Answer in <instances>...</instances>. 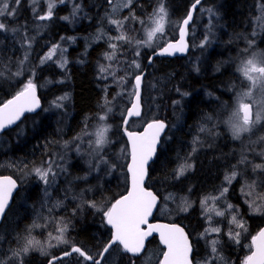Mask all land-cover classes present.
<instances>
[{
	"label": "trees",
	"instance_id": "obj_1",
	"mask_svg": "<svg viewBox=\"0 0 264 264\" xmlns=\"http://www.w3.org/2000/svg\"><path fill=\"white\" fill-rule=\"evenodd\" d=\"M78 1L81 6V12L76 24H66L57 20L55 17L47 19L40 29V34L30 37V46L23 43L22 50H20L19 45V39H21V37L19 38L17 31L15 36H11L7 33L0 40V103L21 90L24 84L28 81L26 79L28 73L34 71L45 74L47 78L49 77V79L53 81L49 86V92H47L48 95L53 97L66 92L69 96L67 119L64 117L63 120L56 121L53 115L41 116L40 110L35 114L25 115L14 127L0 133V175H12L20 183V188L14 196L13 202L0 224V264H47L49 260H54L52 264H93L92 261V263L90 261L88 263L83 257L75 252L58 259L54 258L55 256L70 250L72 247L77 246L96 259L100 255V251L110 236V229L105 225L103 219L104 210L109 207L115 198L123 194L127 188L125 178L126 173L124 171L127 162L126 160L128 158V153L126 154V152L128 151L125 150L127 149V144L121 131V122L129 104L126 107H123V109H125L122 114H120L122 111H119V114L116 113L118 110L116 107L115 109L117 110L111 114L112 116L110 115L112 124L110 144L103 157L107 160L106 167H109V162L115 164V174L113 173L114 175H112L110 179L103 176V178H101V188H97L91 194L83 191L85 194L81 196V203L73 201L74 199L71 198L72 196L67 198L64 203H54L56 198L52 197L50 200L47 199L44 196L43 188L38 183L32 184L29 191L25 192L22 189L23 183L20 181V176L22 174L32 166L42 162L45 158L50 157L52 150L62 140L70 139L79 134L86 126L94 121L91 120L92 118H96V115L98 114L96 111L102 110L103 106L109 102L108 100L116 97L115 93L118 90L117 83L113 82L111 76L103 78L99 70L100 64H102L103 55L112 50L108 47L109 40L107 37H103L97 41H88L87 37L99 28L108 33L109 37L120 35L121 33L127 36L131 41L130 43L126 41L115 42L118 44V49L113 59V64L116 67V63L119 60L123 65L122 70L129 71V60L133 59L134 53V51H132L134 38L141 32L143 21L160 2V0H131L130 4L127 3V7L119 6L118 11L114 12L111 10L112 5L109 4V0ZM192 1L193 0H164L163 3L171 17L182 19L186 15L188 7ZM218 1L219 2L215 4L216 11L219 15L215 41L211 47L209 45L208 51L200 54L199 57H202V59L198 64H195L197 62L192 60V56L194 55L192 48L195 46H193V44L196 43L191 36V32L196 25V22L193 21L189 29V52L186 55L179 57H155L146 70L142 82L143 109L141 116L138 118L139 123L137 126L153 118L166 120L168 126H170L173 120L175 121L176 119V125L174 127L175 132L168 127L165 135L169 133L168 135L173 136H171L170 140L165 143V147L161 144L162 146L158 149L155 161L150 168L151 174H156L159 169L161 171L166 169L167 174H169L168 165L170 164V160L175 164L174 166H176L178 161L181 162L184 157L186 159L187 154L190 153L191 150V144L188 143H191V140L189 139L190 137H199L198 139L201 141L198 142H201L203 147L206 144L205 139H207V137H202L198 130L203 128L204 124L210 125V114H212L211 109L213 108V105H211L212 98L209 97L219 95L221 93L219 89L222 87L226 90L228 83L235 78L233 77L235 75L232 70L234 61L233 59L231 60L236 53L234 52V49L240 48L244 36L246 35L245 37H247L249 32L253 31V20L257 13L260 12V4L264 3V0ZM12 2L13 0H11V3ZM207 3H210V0H205L202 5ZM15 12L16 15L14 16H16V22L14 24L17 28H19L21 22L34 23L36 20L42 21L38 20L36 12L32 10L31 5L27 4L26 0H21L19 7L16 8ZM125 17L128 19H125ZM109 18L122 21V26L118 29L117 25L109 23ZM28 26L30 25H24V28L28 29ZM7 30H9V26H7ZM136 32L138 34H136ZM30 33L31 32H29V35ZM59 36L74 37L75 40L66 52L67 60L64 66L65 68L62 70L52 63L39 64V57H41L49 45L58 41ZM236 37L238 38L237 43ZM10 38H12V40H10ZM173 38L174 37L172 36L170 39ZM258 46L264 50V27L258 36ZM152 51L153 50L141 51V65L135 75L143 69L146 58L149 55L148 53ZM17 72H20L21 74L16 75ZM163 77L165 79H163ZM39 78L41 77H34L32 81L37 85V90L42 100L43 107L46 97L42 95V90L39 88V84H37ZM149 80L152 82L149 83ZM128 83H130L129 85L132 87L131 94H133L134 87L132 80H129ZM154 89H156V91ZM196 90L197 92H195ZM183 93L186 95L183 96V105H181L182 107L180 110L176 111L174 110L175 100ZM148 98H152L150 99L151 101ZM222 98L226 99V96ZM123 100L124 97L121 101ZM155 104L158 105L157 108H159L162 113L158 110L157 115L148 119L149 114H147V107L149 105L156 106ZM121 107L122 105L119 106V108ZM184 109L187 110L185 111ZM203 114L205 115L203 116ZM146 118L148 120H146ZM131 122L132 120L130 123ZM177 135H179V140ZM163 138L162 140L164 142L165 139ZM198 142L195 141V144L197 143L198 145ZM113 147L116 148L114 149ZM122 148H125V151H121ZM215 149V151L213 149H204V154H200L201 149L195 148L193 150H195L196 153L194 152V154L190 155L192 159H190L189 164L191 165V169L196 171L187 174V176L191 173L193 174L188 177L189 181L187 182V187H190L191 185V188H193V184H198L200 189L197 191L202 190L200 196L206 195L204 194L205 191L209 192V190L204 187H206L205 183L210 177L213 178V175H215L216 182H213L215 187H217L218 182L221 180L219 178L222 177V168L217 164H214L216 161L212 159L210 160V151L216 152L218 150V148ZM176 151H178V153ZM176 153L178 156L176 161L175 159H170L171 156ZM79 159L80 158H77L72 164L70 163L69 169L72 172L71 175H76L74 171L79 169L82 170V172L85 171L84 173L88 172V167L86 165L82 166L84 163ZM121 159L125 162L123 160L121 161ZM218 167L220 170H218ZM116 168L119 169V172H117L118 170ZM94 178L95 176L92 174L88 176V179H78L73 184L77 186H83L87 183L91 184V182L94 181ZM147 185L148 187L154 188L149 182H147ZM154 190L157 191V189ZM258 190L262 191L264 188L260 187ZM211 191H215L214 193H216L218 188L211 189ZM159 193H163L164 195H176V192H173V189L171 188H166V190L163 191L160 190ZM73 194L79 199L77 192H73ZM193 195H196V190L193 191V194L190 193L191 198ZM230 198L234 199V203H239L237 199L238 197L230 196ZM93 203L96 207H90V204ZM98 209L100 210L97 212ZM181 220V218H175L172 221L180 223L187 228L193 243V234L190 232L191 229H189L187 225L183 223L184 221ZM262 223H258V228ZM33 224L38 226L32 227ZM62 224L67 225V230L64 233L65 243H61L60 247H55L48 254H40L38 250L31 249L27 254L25 253V255H21V257L14 255V253H22L21 250L26 241L30 238L29 236H32V239L34 238L36 241L39 240L40 242L47 239L54 240L53 238H50L49 234H51V237L59 235L57 228L62 226ZM203 225L204 224L200 222L196 224L199 228ZM101 230L103 232H101ZM250 242L251 240L249 241L248 248ZM157 244L158 241L154 237L149 240L147 248L156 246ZM235 247V245H233V247L230 245L229 249L226 250V261H229L231 264H242L241 255L245 252H243L240 244L237 245V250H234ZM119 248L118 245L112 247L101 261V264L112 253L116 254V257H118L116 264L128 263L127 259H129L128 256L130 255L126 253L119 254L114 251ZM95 250L97 251L95 252ZM247 253L248 252H246V254ZM139 257H141V255L137 257L130 256L132 260H137L136 258L139 259ZM213 264H220V261L213 262ZM225 264H227V262H225Z\"/></svg>",
	"mask_w": 264,
	"mask_h": 264
},
{
	"label": "rangeland",
	"instance_id": "obj_2",
	"mask_svg": "<svg viewBox=\"0 0 264 264\" xmlns=\"http://www.w3.org/2000/svg\"><path fill=\"white\" fill-rule=\"evenodd\" d=\"M26 1H27L28 5H31L32 10H34L36 12L38 20H40L39 16L46 14V12L48 10V0H26ZM163 1L164 0H160V2L156 5V7L149 14V16L143 21L141 32L138 34V36H136L134 38V41H133L134 46H133V50H132V51H134V53H133V59L129 60V65H130L129 71H123L122 70L123 65L119 60L117 61L116 67H115L113 64L114 60L109 61L105 58V54L103 55V60H102V64H100V67H101V65L107 67L108 72L101 73V71H100V74H102L103 78H105L107 76H111L113 78V82L117 83V85H118L117 89L118 90L116 92V97L108 100L109 102L106 103L104 108H102V110L97 114L94 121L91 122L88 126H86L78 135H75L74 137H72L70 139L62 140L52 150L50 157L45 158L42 162L38 163L37 165L32 166L24 174H22L20 176V179H21L20 181L23 183L22 189L25 192L29 191L32 184L38 183L43 188L44 194H45L44 196L47 199L50 200L52 197L56 198V200H54V203H59V202L64 203V201L71 196H72L71 198L74 199L73 201H78L77 203H81V196H83L85 194L83 191H85L88 194L89 193L91 194L97 188H101V182H102L101 178H103V176H105L104 173L106 174V178L108 177L107 179L112 177V175L114 173V169H115V166H114L115 164H113L112 162L111 163L109 162L108 163L109 167H106L107 160H106V158L103 157L104 153L107 151V148L110 144V133L112 130L110 115L113 112H115V110H117V109H115L116 107L118 108L116 113L119 114V111L120 112L122 111L120 113V114H122L124 109H125V108L123 109V107L124 106L126 107L131 100L132 87L129 85L130 83H128V81L133 80L136 71H138L140 69V65H141L140 53H141V51L142 50L150 51L149 48H152L151 50H153L154 48L159 47L166 40L170 39L172 36L175 37L177 34V31H178L179 25H180L181 19H175V18L171 17L170 14L168 13V11L166 10L168 15L166 18V25H165L164 34L163 35L157 34V36L154 37L151 46L137 45V41H144L147 39V31L150 30L151 27L153 26V24H152L153 14L159 8L161 3H163ZM9 2L11 3V0H9ZM20 2H21V0H20ZM218 2H219L218 0H210V3L200 5L197 9L195 20H194L196 22V25L191 32V36L193 37V41L194 40L196 41V43L193 44V46L194 45L195 46L192 48L194 51V55L192 56V60L197 62L195 64H198L201 61L202 57H199L200 54L208 51L209 45L211 47V45L215 41V35H216V30H217V23L216 22L219 21V15L216 11L215 4H217ZM115 3L117 5V7H119V6L123 7V5L128 3V0H116ZM11 4L15 10L17 7H19V5L15 4L14 0ZM163 5H164V3H163ZM111 10H113V6H111ZM17 12H18V10H17ZM80 12H81V6H80V3L78 0H64L63 3H59L57 0L56 6L53 9V15L51 18L55 17L57 20H59L61 22L73 25V24H76V22L78 21V17L80 16ZM14 15H16V12ZM14 15L13 16L0 17V22H3L7 26H9V30L0 31V40L7 33H9L11 36H13V35L15 36L16 31H17V35H19V38L21 37V39H19V45H20V50H22L23 43H25L27 46H30L31 45L30 37L40 34V29L42 28V25L45 24V20H42V21L36 20V22H34V23L21 22V24L19 26L20 29H19L14 24L16 22V16H14ZM258 16H260V12L257 13L256 17L253 20V26H254L255 30L253 29L252 32L250 31L249 34L247 35V37H245L246 35L244 36V39L242 40L243 46L241 45L240 48L234 49V52H236V55L234 56V58L233 57L231 58L234 61L233 65L237 66V69H236V66L232 67L233 68L232 70L235 71L234 72L235 78L231 81L234 84L230 81L228 83L226 90H223V88H221V93L219 95L210 97V98H212V104L211 105H213L212 106L213 110H211L212 114H210V125L204 124V127L201 128L200 130H198V132L201 133L202 137H204V138H205V136L207 137V139H205V143L208 142V140H209V142L206 143V145L204 147H201V146H203V145H201V142L198 145L194 144L195 141H198V140L201 141L200 139H198L199 137H195L191 140V145H194L197 147L201 145L200 146V148H201L200 154L203 153L205 148L206 149H214V150H216L215 148H218V150L216 152H212L213 154H211V151H210V160L212 159V160L216 161V164L222 168L221 170H222L223 175H222V173H221V175L223 177H221L222 179L220 178L221 180L218 182V185H217V187L219 186V193H215L213 195H210V194L209 195H202L200 197L201 200L199 199L198 203H191L190 193L188 192V190L181 191L182 195L180 192V194L176 197L170 196V194H166L164 196V194L162 193L163 194L162 203H159V205H158V213L156 215L158 218H163V219L168 220V221H172L175 218H181L184 221V223L188 226V228L192 230L191 232L194 235L192 237L193 238V245H194V251H193L194 254L192 255V263L193 264H196V263L197 264H207V262L209 260H212L213 262H219L220 261V264H225V262H227V264H231L229 261H226V250L229 249L230 245L232 247H233V245H235L236 247L234 248V250H237L238 244H240L242 246L243 252H245L243 255H241L242 256L241 260L243 261L244 258L247 255H249L250 249L248 248V244H249V241L252 239V237L255 234V230H256L255 228H258V226H257L258 223L259 224L262 222L264 223V212H259V213L254 212L249 205L253 201L256 204L264 205V190H262V191L258 190V188H260V187L264 188V121H262L260 124L253 126L249 132L243 133V134H245V135L247 134V135L245 136L242 134L240 137L241 139L240 138L234 139L232 135L230 136L229 135V134H231L230 128L228 129V131L230 130L229 131L230 133L229 132L227 133V127H229V126L226 123L229 120L228 118L231 117L230 115H232V113L237 108L239 94L247 91L249 89V87L251 86L250 82L243 78V76L241 75V73L238 69L240 68L242 62L251 58L253 56V54L264 53V50L259 48V46H258V36L264 27V24H262L261 21H259L257 19ZM63 17H68V19H63ZM109 20H110V18H109ZM24 25L25 26L30 25V26H28L29 28L26 29V28H24ZM257 25H259V26H257ZM210 31H211V33H210ZM29 32H31L30 35H29ZM203 33H205V35ZM117 36H119V35L109 37L108 33L104 32L102 29L99 28V29H96V31L93 34L88 36L87 40L88 41H97L99 39H102L103 37H107L109 40V42H108V47H109L110 43H115L117 41L115 39H110V38H115ZM205 37H207V40L205 39ZM10 40H12V38H10ZM74 41H75L74 37L59 36L57 42L49 45L46 48V50L43 52L41 57H39L38 63L39 64H41V63L42 64L52 63L55 66H57L58 68H61L63 70L65 68L64 66L66 64V63H63V61L67 60L66 52H67L69 46L74 43ZM237 42H238V38L236 37V43ZM53 46H57V50H56L55 54L53 55V58L50 60H45L44 62H42V58H44L46 56V54L50 51V49L53 48ZM111 51H109L107 53H111ZM137 51H139V55L136 54ZM133 62H135V63H133ZM62 63H63V66H61ZM135 64H139V68H137L135 66ZM99 70H100V68H99ZM130 70H131V72H130ZM236 76H237V78H236ZM34 77H41L38 79L37 84H39V88L42 90V95H44V97H46L45 98V104L40 111L41 116L53 115V117L56 121H61L64 119V117L66 118L67 113H68V108H69V96L67 95V93L65 92V93H62L58 96L52 97V96L48 95L47 92H49V86L53 83V81L50 80L49 77L47 78V76H45V74H41V73L35 72V71L29 72L26 79L32 80ZM121 78H123V79H121ZM232 86L233 87L235 86V87L233 88ZM230 91H231V93H229ZM253 93H254L255 99L258 100L261 98V91H260L259 87L254 88ZM237 94H238V96L236 97L235 95H237ZM184 95L185 94L183 93L180 96V98H177V101L175 100L174 110H176V111L180 110V108L182 107L181 106L182 100H180V99H183ZM65 96H67V99H63V100L58 99L60 97H65ZM118 96H119V98H118ZM225 96H226V99H223L222 97H225ZM123 97H124V100L121 101V99ZM230 97L231 98L233 97V99H231ZM213 100H215V101H213ZM235 100H236V104H235ZM218 101H220V102H218ZM120 102L122 103L121 108H119V105H121ZM233 102H234V104H233ZM246 102H250V101H246ZM56 103H59L61 106L56 107ZM114 103H115V105H114ZM231 104L235 107V109L233 106H231ZM214 105H215V108H214ZM219 107H220V109H219ZM230 107L233 108L232 110H234V111H232ZM258 107L259 106L256 104L253 105V112L254 113L258 109ZM156 108H157L156 106H154V107L148 106L147 107V110H148L147 112L149 114L148 119H150V117L152 118L153 116L157 115L156 112L158 111V108L157 109ZM214 109L216 110L215 111L216 113L214 112ZM218 110H220V111L218 112ZM154 111H156V112H154ZM213 112H214V114H213ZM230 112H231V114H230ZM153 113H154V115H152ZM102 115L106 117L104 121H101L99 119V117ZM212 116H213V118H212ZM148 119L146 118V120H148ZM175 121L172 122L169 126V128L171 130L173 129V131L175 130V128H174L176 125ZM138 123H139L138 119L133 120L130 123L129 128H138L143 124L142 123L141 125L137 126ZM105 126L108 128V131H107V141L108 142L103 146V148L96 149L95 143H94L95 133H96L98 128L105 127ZM257 132L259 134H256ZM253 135H255V136H253ZM220 136H222V137H220ZM85 138H87V139H85ZM170 138H171L170 135H167V136L165 135L163 139H165L164 140L165 142H168V140H170ZM191 138L192 137H190V139ZM212 139H213V141H212ZM188 143L190 144V142H188ZM89 144H90V149H89ZM162 144L164 145V142ZM207 146H209V147H207ZM219 146H220V148H219ZM190 148H192V146H190ZM228 148H230L231 150ZM198 149H199V147H198ZM226 149H227V151H226ZM237 149H239L240 153H239V151H236ZM64 150L66 153L64 152ZM121 151H123V148L121 149ZM192 152H195V150L190 151L191 154H193ZM220 153H223V154H220ZM226 153L228 155L229 154L230 155L228 156ZM69 154H71V155H69ZM62 155H64V156H62ZM174 155H175V159H177V155L176 154H174ZM174 155L170 159H173ZM65 156L66 157L68 156V157L66 158ZM83 157H85V158H83ZM238 157H240V159ZM77 158L82 159L84 165H86L89 170L86 173L82 172V170H80V169L78 171L75 170L74 173L76 175H71L72 172L69 169L70 163L72 164ZM238 159L241 162L238 161ZM85 160H87V161H85ZM86 162L88 165L86 164ZM182 162L186 163L184 160L181 161V164H182ZM181 164L176 165L175 168H173V169H175V171H176L175 177L177 179L178 178L181 179V177H184L182 179L183 180L182 184L184 185L185 183H187L189 181L188 177L193 172L189 176H186L187 173L190 172V171H187L188 170V168H187L185 170L186 172L184 171V173H183L184 175L178 176L177 171H178V168ZM49 165H51L53 173H55V175L53 177L50 174L49 183L45 184L44 181L40 180L35 175L34 169L37 167L47 168ZM256 165H261L262 167L256 168L255 167ZM219 167H218V170H219ZM103 168H105V171ZM233 171H235L237 173L239 172V173L237 174L236 179L233 180L231 184H228L225 181V177H226V175H230V173ZM173 173L174 172L172 171L171 175H170V173L166 174L167 180L171 181V179L173 177ZM226 173H228V174H226ZM60 174H62V176ZM92 174H94L95 178H94V181L91 182V184L87 183L83 186H77V185L73 184L78 179H83V180L88 179V176H90ZM80 175H81V178H80ZM59 177H61V178H59ZM226 183H227V185H226ZM177 185L175 187H177ZM238 185L240 187L242 186L241 187L242 189ZM249 186H251V187H249ZM192 187L195 190L200 189V186L196 183ZM156 188H157V191L160 190L159 186L158 187L156 186L155 189ZM190 188H191V185H190ZM222 188L228 189V191L224 194V196L222 198H220L219 200H215V201L210 199L211 197H214V196H217V197L220 196L219 194L223 191ZM178 189H177V192L179 193V191L182 188H178ZM73 192L74 193L77 192L79 199H77L75 197L76 195L73 194ZM249 192H251L252 194L248 195ZM241 195H243V196H241ZM230 196L231 197H238L237 199H238L239 203H234V199H231ZM168 197H171V198L166 199ZM188 198H189V200H187ZM241 198H243V200ZM175 200H177V202H174ZM205 200H207L206 205L201 203L202 201H205ZM224 201H228V202L227 203H220V202H224ZM228 205H232L233 208L229 209ZM185 206H187V210L186 211L181 210ZM107 208H105L104 211H106ZM99 210L100 209H98L97 212ZM216 211H223L225 213V215L224 216H217ZM233 215H236L238 220H240L244 223L246 230L239 229L236 227L235 224L229 223V221L232 219ZM209 217L211 219H209ZM103 219H104V213H103ZM198 222L203 223L204 225L199 228L196 226V224ZM213 227H218L221 229V231L219 233L209 232L205 236L204 235L205 230L213 228ZM230 230L233 232V234L237 231L241 232V235L239 237V241H240L239 243H237L235 239L229 238L228 233ZM198 232H200V233H198ZM197 234H198V236L195 237V235H197ZM29 237H30L29 239H32V236H29ZM64 238H65V236L63 237V239ZM213 240L218 241V243L216 244V248H217L216 254H213L211 251V247H212L211 242ZM61 243H64V242H61ZM61 243L55 239L54 240H49V239L42 240L40 242L39 246L30 248L29 250L36 249V250H38V252L40 254H48L49 252H51L55 248V246L57 244L60 245ZM49 245H51V246H49ZM58 246H56V247H58ZM41 247L44 249L43 252L40 250ZM205 247H207V248H205ZM114 251H116L119 254L125 253V252H123V250L121 248L116 249ZM246 252H248V253L246 254ZM161 253H162L161 247L157 244L156 246L148 247L141 254V257H139V259L136 258L137 260H132L130 258V256H128L129 257V259H127L128 263L125 262L124 264H132V263L133 264H145V262H146V264H158L159 257L161 255ZM21 255H25V253L22 252L18 256L21 257ZM117 259L118 258L116 257V254L112 253V254H110V256L108 258H106L104 260V262L102 264H115L117 262Z\"/></svg>",
	"mask_w": 264,
	"mask_h": 264
},
{
	"label": "snow or ice",
	"instance_id": "obj_3",
	"mask_svg": "<svg viewBox=\"0 0 264 264\" xmlns=\"http://www.w3.org/2000/svg\"><path fill=\"white\" fill-rule=\"evenodd\" d=\"M16 5H19L20 0H14ZM57 0H48V10L45 15L39 16L40 20H47L52 17L53 9L56 6ZM59 3H63L64 0H58ZM200 0H196L198 4ZM131 0H128V4ZM109 4L113 6V11H118V7L115 0H109ZM128 4L123 5L127 7ZM195 7V5L193 6ZM15 14V9L9 0H0V17L13 16ZM167 11L161 3L159 8L154 12L152 18V24L150 30L147 31V39L144 41H137V45L151 46L154 37L157 34L163 35L165 32ZM192 13L189 12L188 17L183 21L180 26V39L176 43H169L166 47L162 48L161 55L167 54L172 55L175 52L185 51L187 45L185 43L186 28L185 26L189 23ZM63 19H68V17H63ZM125 19H128L125 17ZM262 24H264V3L260 4V16L257 17ZM109 23L117 25L119 29L122 26V21L110 19ZM7 25L0 22V31H6ZM117 41L131 42L127 36L121 33L115 38ZM207 40V37H205ZM109 47L112 49L111 53H105V58L109 61L113 60L116 51L118 49V44L110 43ZM57 50V46H53L52 49L42 58V62L45 60H50L53 58ZM139 55V51L136 53ZM23 63V62H21ZM66 63V61H63ZM63 63L61 66H63ZM135 63V62H133ZM139 68V64H135ZM244 79L250 82V87L247 91L239 94L238 104L236 110L232 113L229 120L226 122L231 130V134L234 139H239L241 134L249 132L253 126L260 124L264 121V53L253 54V56L242 62L240 68L238 69ZM101 73L108 72V68L101 65ZM17 72L16 75H20ZM123 79V78H121ZM142 74L135 76V96L136 102L133 103L132 107L127 110V116L124 118V124L127 125L129 117L140 116V89H141ZM259 87L261 91V98L255 99L253 89ZM37 85L29 79L23 86L22 90L19 91L12 99L8 100L3 105H0V131H3L10 125L15 124L20 120L21 116L25 112H34L40 107V101L36 96ZM59 100L67 99V96L58 98ZM250 101V102H246ZM258 105V109L253 112V105ZM59 103H56V107H60ZM105 116H100L101 121L105 120ZM166 125L163 121L153 120L148 123L143 132H133L125 130V134L128 137V144L130 146V156L131 162L128 164V173L130 174V188L126 195H122L117 199L111 207L104 211V217L106 223L111 226L112 234L109 244L104 248V252L100 255L103 256L104 253L108 252L109 249L118 244L122 246L125 253H130L132 256L137 257L146 248V240L151 237L153 233H158L160 237V243L164 246L163 256L159 264H192L190 259V254L192 252L191 245L189 243V238L185 234L184 229L177 226L176 224H151L149 223V217L153 213V209L157 207V195L153 192L148 191L144 186L145 177L147 175V165L152 159L156 152L157 143L160 139L161 133L164 131ZM107 131L108 128L100 127L95 133V147L96 149L103 148L107 141ZM190 164H181L178 168L177 175H183L187 168H190ZM256 168H261V165H256ZM35 175L45 184L49 183L50 174L54 177L51 165L47 168L37 167L34 169ZM237 177V172L233 171L230 175H226L225 180L228 184H231L233 180ZM16 181L11 177H0V215L5 213L6 208L9 206L10 198L13 195L14 189H16ZM251 187V186H249ZM228 191L224 188L220 193V196H214L210 199L219 200ZM252 193L249 192L248 195ZM168 197L166 199H170ZM202 204H207V200L202 201ZM90 207H96V205L90 204ZM229 209L233 208L232 205H228ZM250 207L254 212H264V205L256 204L254 201L250 203ZM181 210L186 211L187 206ZM217 216H224L223 211H216ZM209 219H211L209 217ZM230 224H235L237 228L246 230L245 225L242 221L238 220L236 215L232 216L229 221ZM145 225L147 227H145ZM38 225L33 224L32 227H37ZM67 230V225L62 224L57 228L59 235L51 237L58 242H65L63 237ZM221 231L218 227H213L205 230V236L209 232L219 233ZM229 238L235 239L239 243V237L241 232L229 231ZM218 241L213 240L211 242V251L213 254L217 253L216 244ZM40 242L33 239H28L25 246L22 248L23 253H27L30 248L39 246ZM51 246V245H49ZM250 255H247L242 264H264V229H261L257 235L252 237V243L249 246ZM42 252L44 249L41 247ZM72 252L78 253L85 261H92L93 264H101L100 260H95L91 255L87 254L79 247H73ZM71 253H65V255H70ZM14 255H19V253H14ZM222 259V258H221ZM50 264L52 262L50 261ZM207 264H213L212 260H209Z\"/></svg>",
	"mask_w": 264,
	"mask_h": 264
},
{
	"label": "water",
	"instance_id": "obj_4",
	"mask_svg": "<svg viewBox=\"0 0 264 264\" xmlns=\"http://www.w3.org/2000/svg\"><path fill=\"white\" fill-rule=\"evenodd\" d=\"M203 1H204V0H200V2L197 4V3H196V0H194L193 3L190 5V7H189V9H188V12H187L186 16L183 18V20H182L181 23H180V26H181L182 23H183V21L188 17L189 12L192 13V16H191V19L189 20V23L185 26V28H186V35H185V38H184V39H185V43H186V45H187L185 51H183V52H175V53H173L172 55H167V54H163V55H161V54H159L160 51H161V49L164 48V47H166L167 44H169V43H176V42L180 39V26H179V30H178V33H177V37H176V39H174V40H170V41L166 42L163 46L157 48L156 50H154L153 52L150 53V55L148 56V58H147V60H146V63H145V67H144V69H143L139 74H137V75H141V74H142V81H143V77H144V75H145V73H146V68H147V66H149V65L151 64V62H152V60H153L154 57H174V56H178V57H179V56H183V55H185L186 53H188V50H189V43H188V28H189V25L191 24V22H192V20H193V15H194V12H195L196 8H197V7L199 6V4H200L201 2H203ZM194 5H195V7H193ZM142 81H141L140 100H139L140 111L142 110V104H141ZM133 84H135V78H134V80H133ZM21 90H22V89H21ZM21 90H20V91H21ZM18 92H19V91H18ZM18 92H17V93H18ZM17 93H15V94L12 95L11 97H9L8 99H6V100L3 101L2 103H0V105H3V104L6 103L8 100L12 99ZM36 96H37V98H38L39 101H40V107L37 108L34 112H25V113L21 116L20 120L25 116V114H27V113H31V114H33V113L37 112V111L41 108V99H40V96H39L37 90H36ZM135 102H136V96H135V89H134V94H133V96H132V99H131L130 105L128 106L127 110H128L129 108H131L132 105H133V103H135ZM127 110H126L125 115H124V117H123V119H122V123H121V131H122V133H123V136H124V138H125V141H126V143H127V147H128V161H127V164H126V173H127V183H128V185H127V189H126L125 193H123L122 195H126V194H127V191H128V189L130 188V183H131V181H130V174L128 173V164L131 162L130 146H129V144H128V137H127V135L125 134V130L127 129V131L143 132L144 129L146 128L147 124H148V123H151L153 120H160V121H163V122L165 123V125H166V122H165L164 120H162V119H153V120H150V121H148L147 123H145V124L139 129V130H130V129H128V124H127V125L124 124V118L127 116ZM137 117H139V116H132V117H129L128 120L130 121V119H132V118H137ZM20 120H18L16 123H18ZM16 123H15V124H16ZM128 123H129V122H128ZM15 124L8 126V127L5 128L3 131L12 128ZM165 129H166V127H165ZM165 129H164V131H165ZM3 131H0V133L3 132ZM164 131L161 133V136L163 135ZM161 136H160V138H161ZM159 143H160V139H159V141H158V143H157V147H156V152H155V154L153 155L152 159L148 162V165H147V173H148V167H149V164L152 162V160L154 159V157H155V155H156V153H157V149H158ZM5 176H7V177H11L13 180H15L11 175H8V174L0 175V177H5ZM146 178H147V175H146V177H145L144 186H145ZM15 181H16V180H15ZM16 184H17V187H16V189H14V191H13V195H12V197L10 198L9 206L12 204L13 196H14V194L16 193V191H17V189H18V183H17V181H16ZM145 188H146L148 191L153 192V190L147 188L146 186H145ZM153 193H154V192H153ZM154 194H155V193H154ZM122 195H120L119 197H117V198H116L111 204H113V203H114L117 199H119ZM155 195H156V194H155ZM157 198H158V195H157ZM158 201H159V198L157 199V204H158ZM111 204H110L109 207H111ZM9 206L6 208L5 213H6L7 209L9 208ZM155 210H156V208L153 209V213H152V215L149 217V223H151V224H176V223H168V222H164V221H156V220H155V221H151V219H152V217H153V214L155 213ZM5 213H4L3 215H0V224H1V222H2V220H3V218H4V216H5ZM105 224L107 225V227H109V229L111 230V233H110V237H109V239L107 240V242L105 243L104 247L102 248L101 253L104 252V248L109 244V242H110V240H111V234H112L111 226L108 225V224L106 223V220H105ZM176 225L179 226V227H181V228H183L182 226H180V225H178V224H176ZM145 227H147V226L145 225ZM183 229H184V228H183ZM261 229H264V225H263V226L257 231V233H258ZM184 232H185V234L188 236V233L186 232L185 229H184ZM257 233H256L255 235H257ZM153 236H157V238H158V240H159V243H160V237H159V234H158V233H153V235H152L151 237H148V238H147V240H146L145 243H147L148 240H149L150 238H152ZM188 238H189V236H188ZM189 243H190V245H191V241H190V239H189ZM115 245H118V244H115ZM160 245L164 248V246H163L161 243H160ZM113 246H114V245H113ZM113 246H112V247H113ZM75 247H77V246H75ZM120 247L122 248V246H120ZM191 248H192V252H193V247H192V245H191ZM72 249H73V247H72L70 250L66 251V252H67V253H72ZM164 250H165V249H164ZM164 250H163V251H164ZM66 252H63V253H61V254L55 256L54 259H58V258H60V257L68 256V255H65ZM192 252H191V254H190V259H191V260H192ZM101 253H100V254H101ZM106 253H107V252H106ZM106 253H104V255H105ZM128 254H130V253H128ZM104 255H103V256L99 255V257H97L95 260H100V261H101V260L103 259ZM130 255H131V254H130ZM249 255H250V254H249ZM162 256H163V252H162V254H161V256H160L159 262H160V260L162 259ZM50 261H51V260H49V261L47 262V264H50ZM159 262H158V264H159ZM192 264H193V263H192Z\"/></svg>",
	"mask_w": 264,
	"mask_h": 264
},
{
	"label": "bare ground",
	"instance_id": "obj_5",
	"mask_svg": "<svg viewBox=\"0 0 264 264\" xmlns=\"http://www.w3.org/2000/svg\"><path fill=\"white\" fill-rule=\"evenodd\" d=\"M214 20H215V19H214ZM250 20H251V19H250ZM251 22H252V21H251ZM216 23H217V22H216ZM250 25H251V24H250ZM252 25H253V24H252ZM254 25H255V24H254ZM257 26H259V25H257ZM261 26H262V25H261ZM215 27H216V26H215ZM218 27H219V26H218ZM252 27H254V26H252ZM256 28H257V27H256ZM137 29H138V28H137ZM253 29H254V28H253ZM259 29H260V28H259ZM201 30H202V29H201ZM254 30H255V29H254ZM257 30H258V29H257ZM257 30H256V31H257ZM137 31H138V30H137ZM204 31H205V30H204ZM212 31H213V30H212ZM210 33H211V31H210ZM213 33H214V32H213ZM136 34H138V33L136 32ZM203 34L205 35V33H203ZM255 34H256V33H255ZM252 35H253V34H252ZM252 35H251V36H252ZM257 35H258V34H257ZM210 37H211V36H210ZM248 42H249V41H248ZM241 44H243V43H241ZM247 45H248V44H247ZM252 45H253V44H252ZM242 46H243V45H242ZM253 46H254V45H253ZM247 48H248V47H247ZM149 49L151 50L152 48H149ZM244 50H245V49H244ZM244 50H243V51H244ZM240 51H241V50H240ZM144 52H145V51H144ZM240 53H241V52H240ZM148 54H149V53H148ZM242 54H243V53H242ZM235 55H236V53H235ZM236 57H237V56H236ZM240 59H241V58H240ZM231 60H232V59H231ZM231 60H230V62H231ZM214 61H215V60H214ZM237 61H238V60H237ZM221 62H222V61H221ZM223 63H224V62H223ZM227 64H228V63H227ZM170 65H171V64H170ZM233 66L235 67L236 65H233ZM229 67H230V66H229ZM238 67H239V66H238ZM232 69H233V68H232ZM236 69H237V66H236ZM228 70H230V69H228ZM236 71H237V70H236ZM209 72H210V71H209ZM213 72H214V71H213ZM231 72H232V71H231ZM231 72H230V73H231ZM234 72H235V71H234ZM152 73H153V72H152ZM211 73H212V72H211ZM214 74H216V73H214ZM161 75H163V74H161ZM208 75H209V74H208ZM211 75H212V74H211ZM227 75H228V74H227ZM196 76H197V75H196ZM205 76H206V75H205ZM223 76H224V75H223ZM160 77H161V76H160ZM160 77H159V78H160ZM164 77H165V76H164ZM164 77H163V79H165ZM207 77H208V76H207ZM233 77H235V76H233ZM236 78H237V76H236ZM148 79H149V78H148ZM150 79H151V78H150ZM201 80H202V79H201ZM162 81H163V80H162ZM151 82H152V81H151ZM151 82H150V80H149V83H151ZM196 82H197V81H196ZM203 82H204V81H203ZM206 82H207V81H206ZM231 82H232V81H231ZM238 82H239V81H238ZM172 83H173V82H172ZM232 83H233V82H232ZM183 84H184V83H183ZM233 84H234V83H233ZM150 85H151V84H150ZM150 85H149V86H150ZM230 85H231V84H230ZM230 85H229V86H230ZM239 85H240V84H239ZM181 86H182V85H181ZM116 87H117V86H116ZM182 87H183V86H182ZM189 87H190V86H189ZM232 87H233V86H232ZM234 87H235V86H234ZM234 87H233V88H234ZM148 88H149V87H148ZM148 88H147V89H148ZM218 88H219V87H218ZM222 88H223V87H222ZM229 88H230V87H229ZM181 89H182V88H181ZM212 89H213V88H212ZM152 90H153V89H152ZM154 90L156 91V89H154ZM202 90H203V89H202ZM205 90H206V89H205ZM223 90H225V89H223ZM115 91H116V90H115ZM145 91H146V90H145ZM155 91H154V92H155ZM203 91H204V90H203ZM219 91H221V89H219ZM228 91H229V90H228ZM116 92H117V91H116ZM180 92H181V91H180ZM188 92H189V91H188ZM190 92H191V91H190ZM195 92H197V90H196ZM201 92H202V91H201ZM214 92H215V91H214ZM147 93H148V91H147ZM181 93H182V92H181ZM229 93H231V91H230ZM232 93H233V92H232ZM115 94H116V93H115ZM208 94H209V93H208ZM204 95H205V93H204ZM204 95H203V97H204ZM150 96H151V95H150ZM179 96H181V95H179ZM184 96H186V95H184ZM187 96H188V95H187ZM206 96H207V95H206ZM235 96L237 97L238 94L235 95ZM148 97H149V96H148ZM199 97H200V96H199ZM210 97H211V96H210ZM210 97H209V98H210ZM118 98H119V96H118ZM177 98H178V97H177ZM179 98H180V97H179ZM186 98H187V97H186ZM186 98H185V99H186ZM214 98H215V97H214ZM230 98H231V97H230ZM112 99H113V98H112ZM116 99H117V98H116ZM116 99H115V100H116ZM148 99L150 100V99H152V98H148ZM185 99H184V100H185ZM187 99H188V98H187ZM220 99H221V98H220ZM224 99H225V98H224ZM231 99H233V97H232ZM236 99H237V98H236ZM146 100H147V99H146ZM174 100H175V99H174ZM180 100H183V99H180ZM111 101H112V100H111ZM150 101H151V100H150ZM176 101H177V99H176ZM205 101H206V100H205ZM213 101H215V100H213ZM114 102H115V101H114ZM183 102H184V101H183ZM200 102H201V101H200ZM206 102H207V101H206ZM218 102H220V101H218ZM112 103H113V102H112ZM120 103H121V102H120ZM150 103H151V102H150ZM181 103H182V102H181ZM222 103H223V102H222ZM222 103H221V104H222ZM118 104H119V103H118ZM148 104H149V103H148ZM152 104H153V102H152ZM152 104H151V105H152ZM178 104H179V103H178ZM185 104H187V103H185ZM233 104H234V102H233ZM235 104H236V100H235ZM121 105H122V104H121ZM155 105H156V104H155ZM181 105H183V104H181ZM190 105H191V104H190ZM119 106H120V105H119ZM149 106H150V105H149ZM153 106H154V105H153ZM153 106H152V107H153ZM157 106H158V105H156V107H157ZM231 106H233V105L231 104ZM146 107H147V106H146ZM214 107H215V106H214ZM233 107H234V106H233ZM101 108H102V107H101ZM103 108H104V106H103ZM191 108H192V107H191ZM230 108H231V107H230ZM230 108H229V109H230ZM156 109H157V108H156ZM156 109H155V110H156ZM163 109H164V108H163ZM219 109H220V107H219ZM221 109H222V108H221ZM232 109H233V108H231V110H232ZM234 109H235V107H234ZM158 110H159V108H158ZM184 110H185V109H184ZM186 110H187V109H186ZM186 110H185V111H186ZM201 110H202V109H201ZM203 110H204V109H203ZM211 110H213V109H211ZM51 111H52V110H51ZM51 111H50V112H51ZM100 111H101V110L96 111V112L99 113ZM103 111H104V110H103ZM147 111H148V110H147ZM159 111H160V110H159ZM167 111H168V109H167ZM215 111H216V110L214 109V112H215ZM219 111H220V110H218V112H219ZM232 111H234V110H232ZM154 112H156V111H154ZM160 112H161V111H160ZM195 112H196V111H195ZM214 112H213V113H214ZM113 113H114V112H113ZM156 113H157V112H156ZM161 113H162V112H161ZM164 113H165V112H164ZM215 113H216V112H215ZM147 114H148V113H147ZM168 114H169V113H168ZM206 114H207V113H206ZM230 114H231V112H230ZM152 115H154V113H153ZM161 115H162V114H161ZM171 115H172V114H171ZM173 115H174V114H173ZM204 115H205V114H203V116H204ZM96 116H97V115H96ZM111 116H112V115H111ZM158 116H160V115H158ZM230 116H231V115H230ZM93 117H94V116H93ZM115 117H116V116H115ZM228 117H229V116H228ZM165 118H166V117H165ZM171 118H172V117H171ZM174 118H175V117H174ZM176 118H177V116H176ZM212 118H213V116H212ZM229 118H230V117H229ZM229 118H228V119H229ZM208 119H209V118H208ZM228 119H227V120H228ZM93 120H94V119L92 118L91 121H93ZM175 120H176V119H175ZM114 122H115V121H114ZM114 122H113V123H114ZM171 122H172V121H171ZM173 122H174V121H173ZM114 125H115V124H114ZM188 125H189V124H188ZM188 128H190V127H188ZM228 129H229V127H227V133L230 131V130L228 131ZM183 130H184V129H183ZM186 130H187V128H186ZM191 130H192V129H191ZM262 131H263V130H262ZM174 132H175V131H174ZM254 132H255V131H254ZM254 132H253V133H254ZM170 133H171V132H170ZM188 133H189V132H188ZM229 133H230V132H229ZM168 134H169V133H168ZM168 134H166V136H167ZM171 134H173V133H171ZM186 134H187V133H186ZM191 134H192V133H191ZM256 134H259V133L257 132ZM77 135H78V134H77ZM227 135H228V134H227ZM229 135L231 136L232 134H229ZM229 135H228V136H229ZM241 135H242V134H241ZM243 135H245V134H243ZM246 135H247V134H246ZM246 135H245V136H246ZM170 136H173V135H170ZM178 136H179V135H177V137H178ZM253 136H255V135H253ZM220 137H222V136H220ZM242 137H243V136H242ZM248 137H249V136H248ZM174 138H175V137H174ZM194 138H195V137H194ZM216 138H217V137H216ZM227 138H228V137H227ZM256 138H257V137H256ZM258 138H259V137H258ZM85 139H87V138H85ZM182 139H183V138H182ZM217 139H218V138H217ZM221 139H222V138H221ZM231 139H232V138H231ZM240 139H241V138H240ZM178 140H179V137H178ZM116 141H117V140H116ZM168 141H169V140H168ZM176 141H177V140H176ZM180 141H181V140H180ZM188 141H189V140H188ZM198 141H199V140H198ZM198 141H197V142H198ZM212 141H213V139H212ZM216 141H217V140H216ZM227 141H228V140H227ZM230 141H231V140H230ZM233 141H234V140H233ZM208 142H209V140H208ZM208 142H206V143H208ZM228 142H229V141H228ZM162 143H163V140H162ZM165 143H167V142L164 141V147H165ZM198 143H199V142H198ZM216 143H217V142H216ZM229 143H230V142H229ZM116 144H117V143H116ZM116 144H115V145H116ZM190 144H191V143H190ZM196 144H197V143H196ZM199 144H200V143H199ZM203 144H205V143H203ZM227 144H228V143H227ZM234 144H235V143H234ZM168 145H169V144H168ZM185 145H186V144H185ZM205 145H206V144H205ZM205 145H204V146H205ZM216 145H217V144H216ZM124 146H125V145H124ZM181 146H182V145H181ZM190 146H193V145H190ZM196 147H197V146H196ZM198 147H199V149H201L200 146H198ZM198 147H197V149H198ZM202 147H203V146H202ZM207 147H209V146H207ZM213 147H214V146H213ZM68 148H69V147H68ZM113 148H114V147H113ZM115 148H116V147H115ZM115 148H114V149H115ZM126 148H127V147H126ZM182 148H183V147H182ZM182 148H181V149H182ZM219 148H220V146H219ZM233 148H234V147H233ZM66 149H67V148H66ZM66 149H65V150H66ZM70 149H71V148H70ZM89 149H90V144H89ZM124 149H125V148H124ZM124 149H123V150H124ZM186 149H187V148H186ZM189 149H190V148H189ZM189 149H188V150H189ZM205 149H206V148H205ZM228 149H230V148H228ZM65 150H64V152H65ZM125 150L128 151L127 149H125ZM125 150H124V151H125ZM169 150H170V149H169ZM207 150H208V149H207ZM213 150H214V149H213ZM230 150H231V149H230ZM240 150H241V149H240ZM88 151H89V150H88ZM113 151H114V150H113ZM190 151H191V150H190ZM198 151H199V150H198ZM204 151H205V150H204ZM214 151H215V150H214ZM236 151H239V149H237ZM236 151H235V152H236ZM71 152H72V151H71ZM86 152H87V151H86ZM176 152L178 153V151H176ZM186 152H187V151H186ZM188 152H189V151H188ZM199 152H200V151H199ZM223 152H224V151H223ZM65 153H66V152H65ZM69 153H70V152H69ZM89 153H90V152H89ZM89 153H88V154H89ZM127 153H128V152H126V154H127ZM165 153H166V152H165ZM173 153H174V152H173ZM177 153H176V155H177ZM192 153L194 154V152H192ZM195 153H196V151H195ZM211 153H212V151H211ZM239 153H240V151H239ZM58 154H59V153H58ZM63 154H64V153H63ZM126 154H125V155H126ZM179 154H180V153H179ZM179 154H178V155H179ZM184 154H185V153H184ZM188 154H189V153H188ZM188 154H187V156H188ZM203 154H204V153H203ZM226 154H227V153H226ZM69 155H71V154H69ZM89 155H90V154H89ZM125 155H124V156H125ZM181 155H182V154H181ZM185 155H186V154H185ZM185 155H184V156H185ZM197 155H198V153H197ZM197 155H196V156H197ZM227 155H228V154H227ZM229 155H230V154H229ZM229 155H228V156H229ZM239 155H240V154H239ZM242 155H243V154H242ZM62 156H64V155H62ZM126 156H127V155H126ZM172 156H173V155H172ZM172 156H171V157H172ZM193 156H194V155H193ZM224 156H225V155H224ZM65 157H66V156H65ZM67 157H68V156H67ZM67 157H66V158H67ZM69 157H70V156H69ZM89 157H90V156H89ZM114 157H115V156H114ZM127 157H128V156H127ZM177 157H178V156H177ZM181 157H182V156H181ZM194 157H195V156H194ZM194 157H193V159H194ZM199 157H200V156H199ZM204 157H205V156H204ZM208 157H209V156H208ZM241 157H242V156H241ZM243 157H244V156H243ZM249 157H250V156H249ZM57 158H58V157H57ZM83 158H85V157H83ZM179 158H180V157H179ZM211 158H212V157H211ZM215 158H216V157H215ZM235 158H236V157H235ZM238 158L240 159V157H238ZM110 159H111V158H110ZM119 159H120V158H119ZM162 159H163V158H162ZM173 159H175V155H174V158H173ZM190 159H192V157H191ZM198 159H199V158H198ZM239 159H238V161H240ZM81 160H82V159H81ZM122 160H123V159H121V161H122ZM125 160H126V159H125ZM183 160H185V157L183 158ZM186 160H187V159H186ZM85 161H87V160H85ZM109 161H110V160H109ZM109 161H108V162H109ZM112 161H113V160H112ZM118 161H119V160H118ZM123 161H124V160H123ZM126 161H127V160H126ZM175 161H176V159H175ZM191 161H192V160H191ZM234 161H235V160H234ZM82 162H83V160H82ZM124 162H125V161H124ZM124 162H123V163H124ZM178 162H180V161H178ZM187 162H188V161H187ZM192 162H193V161H192ZM192 162H191V163H192ZM240 162H241V161H240ZM119 163H120V162H119ZM77 164H78V163H77ZM86 164H87V162H86ZM176 164H177V163H176ZM178 164H179V163H178ZM197 164H198V163H197ZM214 164H216V163H214ZM218 164H219V163H218ZM83 165H84V164H82V166H83ZM87 165H88V164H87ZM121 165H122V164H121ZM159 165H160V164H159ZM174 165H175V164H173L172 161L170 160V164L168 165V166H169V167H168V170H170V169L172 170L173 168H175ZM192 165H193V164H192ZM119 166H120V165H119ZM164 166H165V165H164ZM193 166H194V165H193ZM80 167H81V166H80ZM101 167H102V166H101ZM202 167H203V166H202ZM164 168H165V167H164ZM82 169H83V168H82ZM103 169H104V168H103ZM116 169L118 170L117 172H119V169H118V168H116ZM200 169H201V168H200ZM95 170H96V169H95ZM100 170H101V169H100ZM219 170H220V168H219ZM77 171H78V170H77ZM98 171H99V170H98ZM173 171H175V170L173 169ZM187 171H189V169H188ZM191 171H192V169H191ZM214 171H215V169H214ZM229 171H230V170H229ZM61 172H62V171H61ZM80 172H81V171H80ZM83 172H85V171H83ZM96 172H97V171H96ZM124 172H125V171H124ZM170 172H171V171H170ZM185 172H186V171H185ZM192 172H193V171H192ZM225 172H226V171H225ZM227 172H228V171H227ZM92 173H93V172H92ZM120 173H121V172H120ZM125 173H126V172H125ZM165 173H166V172H165ZM171 173H172V172H171ZM218 173H219V172H218ZM238 173H239V172H238ZM238 173H237V174H238ZM114 174H115V173H114ZM114 174H113V175H114ZM163 174H164V173H163ZM174 174H175V173H174ZM187 174H188V173H187ZM213 174H214V173H213ZM219 174H220V173H219ZM226 174H228V173H226ZM60 175L62 176V174H60ZM99 175H100V174H99ZM104 175L106 176L105 173H104ZM154 175H155V174H154ZM170 175H171V174H170ZM183 175H184V174H183ZM192 175H193V174H192ZM203 175H204V174H203ZM222 175H223V173H222ZM115 176H117V175H115ZM165 176H166V175H165ZM186 176H187V175H186ZM213 176H214L213 178L210 177V179H209L208 181H206V183H205V184H206V185H205L206 187H204V188H205V189H208L209 192H206V191L204 190V191L206 192V193L204 192V194L211 193V192H213V191H211V189H216V188L219 187V186H218V187H215V186L213 185V182H216V180H215V175H213ZM123 177H124V176H123ZM222 177H223V176H222ZM59 178H61V177H59ZM80 178H81V175H80ZM104 178H105V177H104ZM107 178H108V177H107ZM125 178H126V177H125ZM152 178H154V177H152ZM172 178H173V177H172ZM181 178H184V177H181ZM191 178H192V177H191ZM201 178H202V177H201ZM240 178H241V177H240ZM76 179H77V178H76ZM109 179H110V178H109ZM118 179H119V178H118ZM178 179L180 180V178H178ZM189 179H190V178H189ZM199 179H200V178H199ZM219 179H220V178H219ZM219 179H218V180H219ZM221 179H222V178H221ZM152 180H153V179H152ZM164 180H165V179H164ZM203 180H204V179H203ZM58 181H59V180H58ZM109 181H110V180H109ZM172 181H173V179H172ZM176 181H177V180H176ZM176 181H175V182H176ZM198 181H199V180H198ZM225 181H226V180H225ZM55 182H56V181H55ZM159 182H160V184H161V183H162V180L159 181ZM159 182H158V183H159ZM164 182H165V181H164ZM240 182H241V181H240ZM53 183H54V182H53ZM153 183H154V182H153ZM172 183H173V182H172ZM233 183H234V182H233ZM168 184H169V183H168ZM170 184H171V183H170ZM222 184H223V183H222ZM165 185H167V183H166ZM193 185H194V184H193ZM200 185H201V183H200ZM224 185H225V184H224ZM226 185H227V183H226ZM108 186H109V185H108ZM220 186H221V185H220ZM238 186H239V185H238ZM159 187L162 188L161 186H159ZM164 187H165V186H164ZM168 187H169V186H168ZM221 187H222V186H221ZM223 187H224V186H223ZM227 187H228V186H227ZM239 187H240V186H239ZM241 187H242V186H241ZM241 187H240V188H241ZM106 188H107V187H106ZM228 188H229V187H228ZM156 189H157V188H156ZM167 189H168V188H167ZM222 189H224V188H222ZM241 189H242V188H241ZM163 190H164V189H163ZM178 190H179V189H178ZM194 190H195V189L193 188V191H194ZM229 190H230V189H229ZM237 190H238V189H237ZM214 192H215V191H214ZM239 192H240V191H239ZM201 193H202V190H201V191H197V190H196V195H193L192 198H191V196H190V201H192V202L197 201V198L201 197V196H200ZM241 193H242V192H241ZM227 194H228V193H227ZM181 195H182V192H181ZM212 195H213V194H212ZM219 195H220V194H219ZM241 196H243V195H241ZM241 199L243 200V198H241ZM187 200H189V198H188ZM200 200H201V199H200ZM242 200H241V201H242ZM244 200H245V199H244ZM96 202H97V201H96ZM195 203H196V202H195ZM242 203H243V202H242ZM244 205H245V204H244ZM249 205H250V204H249ZM246 206H247V205H246ZM79 209H80V208H79ZM80 210H81V209H80ZM248 212H249V211H248ZM79 213H81V212H79ZM79 213H78V214H79ZM185 213H186V212H185ZM252 213H253V212H252ZM248 214H249V213H248ZM254 214H255V213H254ZM179 215H180V214H179ZM249 215H250V214H249ZM175 217H176V216H175ZM175 217H174V218H175ZM181 221H182V220H181ZM185 221H186V220H185ZM183 223H184V222H183ZM187 227H188V226H187ZM189 231H190V230H189ZM191 231H192V230H191ZM191 231H190V232H191ZM101 232H103V231L101 230ZM196 232H197V231H196ZM200 232H201V231H200ZM200 232H198V233H200ZM190 234H191V233H190ZM193 236H194V235H193ZM196 236H198V234L195 235V237H196ZM95 237H96V236H95ZM198 238H199V237H198ZM194 240H195V239H194ZM60 243H61V242H60ZM64 243H65V242H64ZM66 244H67V243H66ZM66 244H65V245H66ZM100 244H101V243H100ZM58 245H59V244H57L56 246H58ZM63 245H64V244H63ZM101 245H102V244H101ZM56 246H55V247H56ZM60 246H61V245H59V247H60ZM56 248H57V247H56ZM205 248H207V247H205ZM58 249H59V248H58ZM56 250H57V249H56ZM87 250H88V249H87ZM90 250H91V249H90ZM99 250H100V249H99ZM96 251H97V250H95V252H96ZM100 252H101V251H100ZM204 252H205V251H204ZM97 253H98V252H97ZM207 253H208V252H207ZM58 254H59V253H58ZM87 254H88V253H87ZM90 254H92V253H90ZM93 254H94V253H93ZM108 257H109V256H108ZM117 258H118V257H117ZM119 258H120V257H119ZM109 259H110V258H109ZM114 259H115V258H114ZM114 259H113V260H114ZM147 261H148V260H147ZM83 262H84V261H83ZM87 262L89 263V261H87ZM107 262H108V261H107ZM132 262H133V261H132ZM81 263H82V262H81ZM91 263H92V262H91ZM108 263H109V262H108ZM149 263H150V262H149ZM115 264H116V263H115ZM132 264H133V263H132ZM145 264H146V262H145Z\"/></svg>",
	"mask_w": 264,
	"mask_h": 264
},
{
	"label": "flooded vegetation",
	"instance_id": "obj_6",
	"mask_svg": "<svg viewBox=\"0 0 264 264\" xmlns=\"http://www.w3.org/2000/svg\"><path fill=\"white\" fill-rule=\"evenodd\" d=\"M195 17V16H194ZM190 139V138H189ZM193 139V137L190 139V140H192ZM194 146V145H193ZM193 146H192V148H193ZM191 148V149H192ZM186 163H187V160L185 159L184 160ZM179 164H181V162H179ZM182 164H185L184 162H182ZM164 168V167H163ZM189 169V171L190 172H195L196 170H193L192 169V171H191V169L190 168H188ZM175 170V169H174ZM169 172L168 173H170L171 174V172L170 171H173V170H168ZM166 172V169L165 170H163V171H161L160 169L157 171V173L154 175V174H148V182L150 183V184H152L154 187H158V186H161L162 188H160V190H162L163 191V189L164 190H166V188H171V189H173V192H176V195H170V196H173V197H176V196H178L179 194H180V191H183V190H188V192L189 193H191V194H193V188H190V187H187V183H185L184 185L182 184V182H183V178H181L180 180L179 179H177L176 177H175V174L174 173H176V171H173L174 173H173V181H172V179H171V181H169V180H167V177L165 176L166 174H167V172ZM164 173V174H163ZM189 173V172H188ZM152 177H154V178H152ZM186 178V177H185ZM153 179V180H152ZM165 179V180H164ZM162 180V183L160 184V182L159 181H161ZM177 180V181H176ZM165 181V182H164ZM176 181V182H175ZM154 182V183H153ZM159 182V183H158ZM173 182V183H172ZM167 183V185H165ZM169 183V184H168ZM171 183V184H170ZM178 184V185H177ZM177 185V187H175ZM165 186V187H164ZM169 186V187H168ZM178 188H182L180 191H179V193L177 192V189ZM166 193V192H165ZM166 195V194H165ZM164 195V196H165ZM160 196L163 198V194L161 193L160 194ZM174 202H177V200H175ZM198 203V199H197V201H194V202H192L191 201V203ZM226 202H228V201H226Z\"/></svg>",
	"mask_w": 264,
	"mask_h": 264
}]
</instances>
